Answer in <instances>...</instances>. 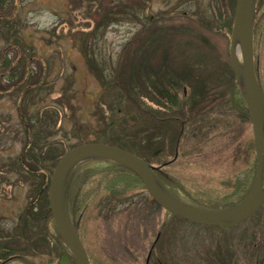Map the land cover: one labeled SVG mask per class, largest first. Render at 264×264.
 Segmentation results:
<instances>
[{"label":"rangeland","instance_id":"obj_1","mask_svg":"<svg viewBox=\"0 0 264 264\" xmlns=\"http://www.w3.org/2000/svg\"><path fill=\"white\" fill-rule=\"evenodd\" d=\"M236 1L0 0V17L15 22L0 23V264H77L48 187L78 145L143 154L162 187L196 208L245 200L257 161L229 54ZM256 24L264 99V0ZM34 133L44 140L33 144ZM261 163L263 183L264 155ZM101 176L77 172L69 183L80 220L71 225L89 264H264V201L232 226L201 225L163 209L129 174L106 186ZM238 182L243 200L229 196ZM107 195L108 216L97 212Z\"/></svg>","mask_w":264,"mask_h":264},{"label":"water","instance_id":"obj_2","mask_svg":"<svg viewBox=\"0 0 264 264\" xmlns=\"http://www.w3.org/2000/svg\"><path fill=\"white\" fill-rule=\"evenodd\" d=\"M256 0H237L231 29L230 59L235 76L243 86L244 98L252 125L256 175L248 196L235 207L225 209H200L172 197L154 180L149 165L138 156L116 146L87 143L70 149L57 163L51 174L48 198L56 230L76 259L77 264H89L80 239L71 225L64 204L63 189L70 169L89 158H107L131 169L143 183L151 198L168 212L193 223L229 227L250 216L264 201V182L261 181V161L264 155V99L258 87L253 63V17ZM239 43L242 62H238L234 46ZM158 183L160 185H158Z\"/></svg>","mask_w":264,"mask_h":264},{"label":"trees","instance_id":"obj_3","mask_svg":"<svg viewBox=\"0 0 264 264\" xmlns=\"http://www.w3.org/2000/svg\"><path fill=\"white\" fill-rule=\"evenodd\" d=\"M259 3H261V0H256V4H255V11H254V24H253V34H255L257 32V24H256V17H257V12H258V6H259ZM119 8H122L121 6H119ZM134 9V8H133ZM133 13V10H130V9H126V10H123L122 9V12H121V16H130L131 17L133 16L132 15ZM107 19L105 17H102L100 22L99 23H96L95 27L96 26H100L102 24V26H104L105 24V21ZM9 22H14L12 19L10 18H7V19H2L0 17V23L1 24H6V23H9ZM104 22V23H103ZM110 22V21H109ZM108 22V23H109ZM15 23V22H14ZM107 25V24H106ZM82 35V34H80ZM85 35V34H84ZM92 37V40L96 39V35L94 36H91ZM80 38H82L80 36ZM83 40H85V38H82ZM82 40V41H83ZM83 48V45L81 46ZM92 69V68H91ZM117 69L118 68H115L113 71L115 72V75H112L109 76L108 78L112 79L113 81H116L122 73H118L117 74ZM98 75V78H100L101 80V83H105L101 77V74H97ZM119 76V77H117ZM117 78V79H116ZM25 79V77H24ZM119 80V79H118ZM21 81V80H19ZM121 83V82H120ZM110 82L106 83V85H108V88L111 87L110 86ZM121 90V89H120ZM242 95H243V92H241ZM116 97H119V98H122L123 97V94H122V90L120 92V94L116 95ZM119 110L121 111L122 109L119 108ZM26 112L28 113L29 111L26 110ZM30 113V112H29ZM29 123V121H27V124ZM35 135H33V139H32V142L33 144L36 143V142H39L41 141L42 142V136L40 133H34ZM30 139L27 140V142L29 141ZM44 140V138H43ZM28 144H26L27 146ZM115 145V144H114ZM33 148H31L32 150ZM134 154V153H133ZM136 156H138L139 158H141L143 161H146L147 164L150 163L151 164V160L149 159H146L144 158L145 156L143 154H134ZM103 162H106L107 164V168L104 166V165H100V163H103ZM161 165V164H160ZM82 169H85V172L83 171H80ZM109 171V172H108ZM155 171V170H154ZM77 172H81V173H87V174H90V176H95V177H99L101 175H103V177L101 178V181L102 183H105L104 185L106 186L112 179H116L118 177V173H126V174H129L131 178H133L132 180L135 179V182H139L141 181L139 179V177L131 170L129 169L128 167H126L125 165L121 164V163H118V162H115V161H111V160H108V159H104V158H92V159H87V160H84V161H81L79 163H77L76 165H74L72 167V169L70 170L69 174H68V177L66 179V182H65V186H64V201H65V205H66V210H67V213H68V217H69V220L72 224H75L77 225L80 220L79 218H76L74 217L75 215H77L76 213L79 211V208H78V204H79V200L77 198V196H74L72 195L71 191L69 190L70 187L72 185H70V181L72 179V177L77 173ZM157 177L159 178V175L157 174V171L154 172ZM86 181L87 179L89 178V175H86ZM163 181V180H162ZM138 184V183H137ZM234 189L232 190V194L229 193V196L232 197V198H237V199H244L246 197V194L248 193V191H246V189L243 188V191L240 192L239 188H240V183L238 182L237 184L234 185ZM238 190V192H237ZM246 191V192H245ZM168 192L176 199L180 200L182 203H185V204H188L190 205L189 203H186L184 202L183 200H181L179 198V196L175 195L171 190L168 189ZM74 198V199H73ZM112 200L111 197H109V195L105 196V197H102V198H99L98 202H99V206L97 208V212H101V211H105L104 213H106V216H108L109 212H110V207H111V203H109L110 201ZM119 200V199H117ZM116 200V201H117ZM81 202V201H80ZM122 203H125L123 202V200L121 201V203H117L116 205H119V204H122ZM232 206V205H231ZM231 206H223L222 208L225 209V208H231ZM108 208V209H107ZM221 208V207H220ZM78 210V211H77ZM114 210V209H113ZM112 210V211H113ZM111 211V212H112ZM73 213L75 215H73ZM79 217H81V215H79ZM76 220V221H74ZM77 229H78V225H77Z\"/></svg>","mask_w":264,"mask_h":264},{"label":"bare ground","instance_id":"obj_4","mask_svg":"<svg viewBox=\"0 0 264 264\" xmlns=\"http://www.w3.org/2000/svg\"><path fill=\"white\" fill-rule=\"evenodd\" d=\"M154 180L156 181V179L154 178ZM158 185H160L159 183H158Z\"/></svg>","mask_w":264,"mask_h":264}]
</instances>
